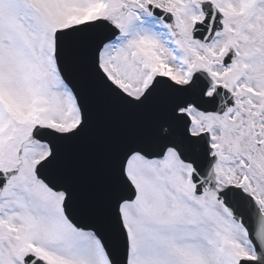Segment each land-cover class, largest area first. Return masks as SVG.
Segmentation results:
<instances>
[{
    "label": "snow or ice",
    "instance_id": "obj_1",
    "mask_svg": "<svg viewBox=\"0 0 264 264\" xmlns=\"http://www.w3.org/2000/svg\"><path fill=\"white\" fill-rule=\"evenodd\" d=\"M0 264H264V0H0Z\"/></svg>",
    "mask_w": 264,
    "mask_h": 264
}]
</instances>
